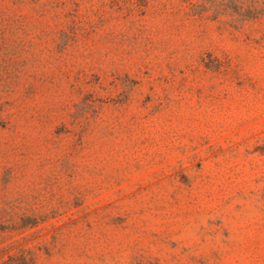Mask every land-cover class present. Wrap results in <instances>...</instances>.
<instances>
[{
    "label": "rangeland",
    "instance_id": "obj_1",
    "mask_svg": "<svg viewBox=\"0 0 264 264\" xmlns=\"http://www.w3.org/2000/svg\"><path fill=\"white\" fill-rule=\"evenodd\" d=\"M0 264H264V0H0Z\"/></svg>",
    "mask_w": 264,
    "mask_h": 264
}]
</instances>
